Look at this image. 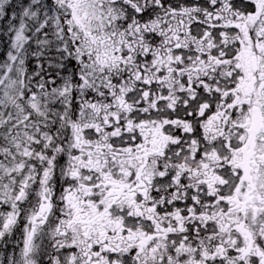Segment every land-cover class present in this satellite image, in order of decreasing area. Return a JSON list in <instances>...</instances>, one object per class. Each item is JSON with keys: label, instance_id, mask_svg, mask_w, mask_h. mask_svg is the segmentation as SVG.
<instances>
[{"label": "snow or ice", "instance_id": "snow-or-ice-1", "mask_svg": "<svg viewBox=\"0 0 264 264\" xmlns=\"http://www.w3.org/2000/svg\"><path fill=\"white\" fill-rule=\"evenodd\" d=\"M0 264H264V0H0Z\"/></svg>", "mask_w": 264, "mask_h": 264}]
</instances>
